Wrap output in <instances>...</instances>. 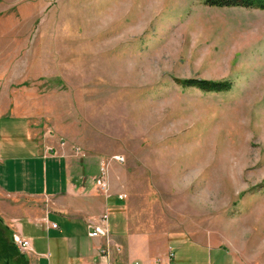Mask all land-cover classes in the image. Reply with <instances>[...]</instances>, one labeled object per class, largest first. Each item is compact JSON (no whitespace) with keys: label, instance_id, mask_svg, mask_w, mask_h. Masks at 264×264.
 I'll use <instances>...</instances> for the list:
<instances>
[{"label":"rangeland","instance_id":"rangeland-1","mask_svg":"<svg viewBox=\"0 0 264 264\" xmlns=\"http://www.w3.org/2000/svg\"><path fill=\"white\" fill-rule=\"evenodd\" d=\"M2 118L95 181L105 164L132 229L174 262L264 264V9L0 0Z\"/></svg>","mask_w":264,"mask_h":264},{"label":"crops","instance_id":"crops-1","mask_svg":"<svg viewBox=\"0 0 264 264\" xmlns=\"http://www.w3.org/2000/svg\"><path fill=\"white\" fill-rule=\"evenodd\" d=\"M0 129V220L11 236L28 240V264H205L193 250L176 263L168 241L159 249L147 233L134 231L111 173L103 193L97 166L74 161L60 146L45 147L24 120L2 118ZM103 214L107 234L90 237L87 222Z\"/></svg>","mask_w":264,"mask_h":264},{"label":"trees","instance_id":"trees-1","mask_svg":"<svg viewBox=\"0 0 264 264\" xmlns=\"http://www.w3.org/2000/svg\"><path fill=\"white\" fill-rule=\"evenodd\" d=\"M208 7H241L264 9V0H200ZM177 83L183 88H196L202 92H222L231 87L229 81H209L198 79H181ZM0 264H28L25 255L18 252L12 243L8 228L0 220Z\"/></svg>","mask_w":264,"mask_h":264},{"label":"built area","instance_id":"built-area-1","mask_svg":"<svg viewBox=\"0 0 264 264\" xmlns=\"http://www.w3.org/2000/svg\"><path fill=\"white\" fill-rule=\"evenodd\" d=\"M115 160H122L120 157H115ZM106 165L101 164L100 170H99V176L96 178V185L104 192L106 193L108 190V182H107V172H106ZM118 199L123 200L124 195H119ZM87 226L90 229V237L97 238L99 236H103L107 234V214L101 215L99 218L96 219L92 223V220L87 222ZM53 228H56V225H52ZM12 243L15 246V248L23 253L24 255L28 254L30 251V244L28 240L24 239L22 235L19 232H15L11 236ZM173 254L169 253V258H172ZM134 264H139L138 262H135Z\"/></svg>","mask_w":264,"mask_h":264}]
</instances>
